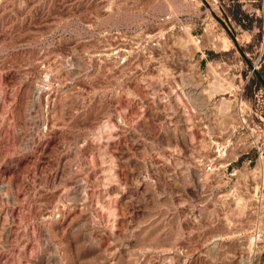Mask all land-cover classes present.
I'll return each instance as SVG.
<instances>
[{
    "label": "rangeland",
    "instance_id": "obj_1",
    "mask_svg": "<svg viewBox=\"0 0 264 264\" xmlns=\"http://www.w3.org/2000/svg\"><path fill=\"white\" fill-rule=\"evenodd\" d=\"M260 51L261 0H0V264H264Z\"/></svg>",
    "mask_w": 264,
    "mask_h": 264
},
{
    "label": "crops",
    "instance_id": "obj_2",
    "mask_svg": "<svg viewBox=\"0 0 264 264\" xmlns=\"http://www.w3.org/2000/svg\"><path fill=\"white\" fill-rule=\"evenodd\" d=\"M261 15H262V55H261V78L264 79V0H261Z\"/></svg>",
    "mask_w": 264,
    "mask_h": 264
},
{
    "label": "built area",
    "instance_id": "obj_3",
    "mask_svg": "<svg viewBox=\"0 0 264 264\" xmlns=\"http://www.w3.org/2000/svg\"><path fill=\"white\" fill-rule=\"evenodd\" d=\"M261 53H262V51H260L256 61L252 64V66L250 68V72H254L256 69L259 68V66L261 64Z\"/></svg>",
    "mask_w": 264,
    "mask_h": 264
},
{
    "label": "trees",
    "instance_id": "obj_4",
    "mask_svg": "<svg viewBox=\"0 0 264 264\" xmlns=\"http://www.w3.org/2000/svg\"><path fill=\"white\" fill-rule=\"evenodd\" d=\"M255 76L257 77L258 82L264 87V79L261 78V75L254 71Z\"/></svg>",
    "mask_w": 264,
    "mask_h": 264
}]
</instances>
